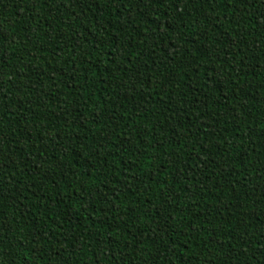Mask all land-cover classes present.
Here are the masks:
<instances>
[{
  "label": "trees",
  "instance_id": "16d2710c",
  "mask_svg": "<svg viewBox=\"0 0 264 264\" xmlns=\"http://www.w3.org/2000/svg\"><path fill=\"white\" fill-rule=\"evenodd\" d=\"M0 264H264V0H0Z\"/></svg>",
  "mask_w": 264,
  "mask_h": 264
}]
</instances>
